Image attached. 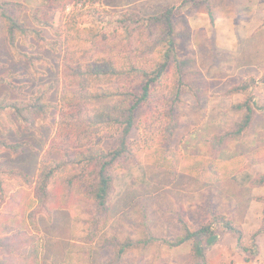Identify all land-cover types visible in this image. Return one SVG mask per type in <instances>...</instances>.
Returning <instances> with one entry per match:
<instances>
[{"label": "rangeland", "instance_id": "374dc122", "mask_svg": "<svg viewBox=\"0 0 264 264\" xmlns=\"http://www.w3.org/2000/svg\"><path fill=\"white\" fill-rule=\"evenodd\" d=\"M3 1L10 2L9 12L18 20L36 28L44 26L54 36L52 28L59 23L63 0ZM74 1V10L94 5L113 19L124 13L147 19L172 6L179 62L169 63L151 99L136 111L130 139L139 161L131 157L113 170L108 208L96 207L81 190L72 188L64 197L67 204L49 210L50 200L56 198L47 200L49 208L40 205L32 186L13 178L12 171L34 176L40 165L72 159L89 145L112 149L121 133L119 126L100 127L85 137L86 132H78L84 110L78 117H69L64 111L77 103H64L62 96L98 88L139 91L138 77L122 74L94 82L73 77L67 67L103 66L105 59L121 65L128 57L139 63L151 52L138 35L142 32L149 42L160 31L154 26L150 34H144L142 26L136 27L128 43L119 31L93 41L74 32L84 39L69 36L63 47L40 49L44 58L27 63L21 53L32 52L29 42L18 39L11 46L0 17V103H25L43 92L45 100L56 105L27 127L18 124L9 110L0 112V138L22 144L17 154L0 149L4 180L0 264H193L191 242L170 243L185 226L195 230L215 216L242 231V245L234 232L213 223L217 239L205 250L207 264H264V184L260 183L264 176V59L253 56L264 36V24H248L250 15L257 20L253 14L264 10V0H224L216 8L214 24L198 10V0ZM89 21L87 15L77 18L80 26ZM112 28L111 24L105 31ZM250 79L255 82L248 90L228 93ZM178 84L183 92L172 103L170 91ZM248 97L253 118L246 132L238 138H222L242 116L243 110L235 105ZM63 121L75 128L64 129ZM160 149L174 160L165 166L155 164ZM65 192L58 188L62 198ZM151 235L158 238L116 257L117 243L127 239L143 243ZM253 242L256 252L251 250Z\"/></svg>", "mask_w": 264, "mask_h": 264}, {"label": "trees", "instance_id": "16d2710c", "mask_svg": "<svg viewBox=\"0 0 264 264\" xmlns=\"http://www.w3.org/2000/svg\"><path fill=\"white\" fill-rule=\"evenodd\" d=\"M224 0H198L195 3L199 5L198 10L208 15L209 22L214 24L216 17V8L224 4ZM10 2L0 0V17L3 19V30L8 42L14 46L18 39L27 40L29 48L32 52L25 50L21 53L24 59L32 62V59H43V53L40 49L57 50L63 47L65 41L68 42L69 36L77 40L84 39V36L76 33L85 34L87 40H96L99 37H105L107 33L120 32L126 42H132L136 27L142 26V30L147 31L149 34L152 32V27L160 31L159 36L154 41L147 42L145 36L141 32L138 36L140 42L146 50L151 52L143 61L137 63L132 58L123 60L121 65L115 64L111 59L106 60L103 66H90L84 68L80 66L67 67L68 72L75 78H90L92 81L109 80L119 75L125 74L133 77H138L139 91L136 93L131 90H119L118 88L112 89H94L89 91L78 90L74 93L63 95L64 103L72 106L73 102L76 105L70 109H66L69 117L79 116V111L82 109L85 112L84 120L78 128V132H86L85 137L89 136L93 128L119 126L121 133L119 135L118 143L109 150H103L96 145H89L85 149L77 152L74 158L67 160L50 161L42 164L38 168V172L31 176L28 172H21V170H13L18 180L28 186H32L34 197L39 201L40 205L46 208L60 207L67 204L65 196L72 188L81 190L82 195L86 196L98 208H108V197L110 194V187L112 181V172L119 167L124 161L133 157L138 159L139 155L133 146L130 139V134L135 125L136 111L146 104L152 97L155 86L162 82L166 73L168 65L171 61L178 63V56L176 51V41L174 38L173 27V12L172 6H167L162 9L157 15L151 18L144 19L142 17H135L133 13H124L113 19L108 12L102 14L94 5H84L82 8L74 10L76 3L74 0H63L59 9L60 19L56 27L52 28L54 36H49L44 26L36 28L31 26L10 14ZM71 8L67 11L68 8ZM70 15L68 19L64 17ZM87 15L90 17L89 25L80 26L81 22H77L79 16ZM113 28L109 31L105 29L109 25ZM76 32L74 35L73 33ZM73 35V36H72ZM38 44V45H37ZM253 56L264 59V36L259 40L257 48L254 49ZM264 78V75H263ZM0 80L1 77H0ZM80 80V79H79ZM177 82L181 83L177 75ZM255 82L254 79L244 81L240 85L231 87L228 93H237L240 91L248 90ZM178 84L170 91L171 102L176 103L180 100L183 92ZM45 93L41 92L32 101L25 103H15V101H5L4 104L0 103L1 111H10L16 122L22 126L32 125L35 120L40 117H46L49 108L56 107L52 101L44 97ZM71 96V97H70ZM82 104V105H81ZM235 108L243 110L240 120L236 121L233 127L226 131L222 138H238L246 132L253 118V105L249 97L243 102L235 105ZM62 127L66 130H73V126L67 122H61ZM0 149L7 150L11 153H19L22 149V144L13 143L7 139L0 138ZM154 159L155 164L159 166L167 165L174 160V157H166V153L160 149ZM68 171L66 175L65 172ZM64 176V179L57 180L59 177ZM2 173L0 172V190H3ZM80 184V186L78 184ZM260 183L264 184V176L260 178ZM58 188L66 190L63 198L59 195ZM60 192V191H59ZM50 206L47 200L50 198ZM66 198V197H65ZM64 202V203H62ZM220 218V219H219ZM221 223V225L234 232L237 235L239 246L242 245V231L235 227L229 220L223 217H213L212 220L205 224L200 225L195 230H190L188 227L183 228L180 236L176 237L170 243L172 246H178L185 242L192 243L193 264H207L205 257V250L212 245L217 239V234L212 229L213 223ZM158 238L151 235L150 239L143 241L133 242L130 239L117 243L116 257L121 258L124 252L138 246L139 244H146L153 239ZM1 248V247H0ZM242 248V247H241ZM245 251L247 247L242 248ZM251 250L256 252V243H252ZM49 264H57L54 261ZM60 264H64L61 262Z\"/></svg>", "mask_w": 264, "mask_h": 264}, {"label": "crops", "instance_id": "0c3cea01", "mask_svg": "<svg viewBox=\"0 0 264 264\" xmlns=\"http://www.w3.org/2000/svg\"><path fill=\"white\" fill-rule=\"evenodd\" d=\"M252 11V10H251ZM260 13H261V15H260ZM258 12V13H254L253 15H255V16H258L257 17V20L256 19H254V16H251L250 15V18H251V20L248 22V24L249 25H257V26H259L260 24L262 25V24H264V10H261V12ZM257 14V15H256ZM260 16V17H259ZM246 18H249V17H246ZM249 18V19H250ZM250 32H252V31H250ZM262 88V91L264 92V84H263V86L261 87Z\"/></svg>", "mask_w": 264, "mask_h": 264}]
</instances>
